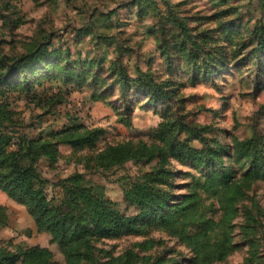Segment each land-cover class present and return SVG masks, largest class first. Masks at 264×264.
Listing matches in <instances>:
<instances>
[{
  "label": "rangeland",
  "instance_id": "1",
  "mask_svg": "<svg viewBox=\"0 0 264 264\" xmlns=\"http://www.w3.org/2000/svg\"><path fill=\"white\" fill-rule=\"evenodd\" d=\"M259 25L264 0H0V135L53 147L34 167L55 208H67L85 188L133 217L139 208L128 198L138 185L155 180L176 202L195 180L225 172L243 196L227 222L233 249L211 264H264V52L253 55ZM155 88L164 99L155 100ZM78 128L95 140L61 143L62 133ZM173 137L198 152L221 146L223 155L201 167L168 151L111 170L98 162L109 148H163ZM251 140L257 165L235 147ZM201 195L207 217L221 220L219 200ZM0 209V260L40 248L67 264L52 234L38 232L27 209L1 190ZM145 230L93 241L91 262L80 264H203L176 235L156 224ZM16 256L5 264L27 263Z\"/></svg>",
  "mask_w": 264,
  "mask_h": 264
},
{
  "label": "trees",
  "instance_id": "2",
  "mask_svg": "<svg viewBox=\"0 0 264 264\" xmlns=\"http://www.w3.org/2000/svg\"><path fill=\"white\" fill-rule=\"evenodd\" d=\"M254 40L256 47L253 55L258 56L264 52V25H259L255 29ZM12 69V66L7 68ZM153 93L156 101L165 98L164 93L158 88H155ZM93 133L80 128L68 129L61 134V143L75 147L89 144L95 140ZM12 141L13 138L6 134L0 135V190L9 200L27 209L35 220L38 232L47 231L52 234L67 264H80L83 260L90 263L93 241L143 235L146 233L145 225L152 224L179 237L182 243L192 248L197 259L203 264L221 262L233 249L227 222L230 214L234 212L235 202L243 193L242 188L225 172H213L207 179L195 180L191 193L176 202L170 201L161 190L155 189V180L138 185L128 198L132 205L139 208V214L133 217L124 216L113 210L109 205L91 196L90 191L85 188H78L72 202L66 203L67 208L63 207L64 204L55 208L46 195L45 182L34 167L38 158L49 157L55 150L48 144L29 140L26 136L21 137L16 143ZM163 145V148H149L144 145L134 147L130 144L109 148L99 156L98 162L100 161L103 169L111 170L132 161L152 160L157 155L162 157L165 151H168L180 161L188 159L201 167L210 163V159L217 162L223 155L221 146L216 151L198 152L174 137L164 140ZM235 147L242 158L254 159L253 165H257L261 160L255 140L236 142ZM12 148L15 150L10 151ZM24 158L30 160L29 165H20ZM257 172L249 170L247 174ZM153 174H157V177L161 175ZM201 193L211 194L219 200L224 207L221 220L207 217ZM2 226L0 222V227ZM20 253L26 264H56L52 260V255L40 248L22 250L16 255ZM16 255L0 260V264L7 261L16 263L19 258Z\"/></svg>",
  "mask_w": 264,
  "mask_h": 264
}]
</instances>
